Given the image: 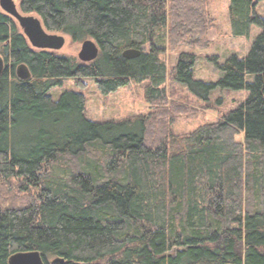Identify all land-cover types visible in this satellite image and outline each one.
<instances>
[{
	"label": "trees",
	"instance_id": "obj_1",
	"mask_svg": "<svg viewBox=\"0 0 264 264\" xmlns=\"http://www.w3.org/2000/svg\"><path fill=\"white\" fill-rule=\"evenodd\" d=\"M259 2L229 0L231 36L261 32L244 57L207 56L216 82L195 77L192 51L173 67L163 59L210 47L209 0H20L47 31L96 41L88 63L33 48L0 9V264L28 251L46 264H264ZM128 49L141 54L126 58ZM64 79L83 90L92 79L104 96L145 83L150 111L93 121L83 92L50 94ZM181 87L193 95L186 102ZM218 89L248 96L216 121L175 131L200 114L192 100L209 107Z\"/></svg>",
	"mask_w": 264,
	"mask_h": 264
},
{
	"label": "rangeland",
	"instance_id": "obj_2",
	"mask_svg": "<svg viewBox=\"0 0 264 264\" xmlns=\"http://www.w3.org/2000/svg\"><path fill=\"white\" fill-rule=\"evenodd\" d=\"M15 2L19 6L20 0H15ZM208 10L215 23V27L208 30L210 47L206 50H191L189 47H182L176 52H167L163 56V59L166 60L170 67H173L177 62L180 52L192 51L197 56L194 66L195 77L208 82H216L221 77V72L213 63L208 61L207 56L218 55L220 61H224L226 57L231 54L244 57L248 54L251 43L260 34L261 30L259 28H254L253 35L250 39L232 37L230 34L229 22V0H209ZM257 12L259 14L264 13L263 2L258 3ZM65 37L66 44L58 53L71 59H79L78 55L83 42L73 44L68 35H65ZM144 49H146V47H144ZM87 81L88 87L83 90L76 85L73 79H64L61 85L54 87L50 91V94L55 99H58L67 90L83 92L87 98V116L93 121H118L134 115L145 114L150 111V107L147 105L144 98L145 83L132 81L129 86L121 88L109 96H104L99 91L94 80L89 79ZM176 86L180 89L177 84ZM166 88L168 92H171L169 84H167ZM181 92L188 96L185 98V102L193 96L189 92L187 93V90L183 87H181ZM247 96L248 92L246 90L232 91V93L226 94L218 89L214 93L213 101L208 103L209 107H206L205 103L199 100H192V104L198 107L200 114L197 117L178 120L174 125V129L177 132H188L204 123L216 121L222 113L227 112L231 107L237 105L241 99H245ZM216 97L223 98L225 102L221 105L216 103V101H214ZM213 107L215 109H212Z\"/></svg>",
	"mask_w": 264,
	"mask_h": 264
},
{
	"label": "water",
	"instance_id": "obj_3",
	"mask_svg": "<svg viewBox=\"0 0 264 264\" xmlns=\"http://www.w3.org/2000/svg\"><path fill=\"white\" fill-rule=\"evenodd\" d=\"M0 9L14 18L33 48L58 52L66 44V37L62 33L47 31L42 20L35 14L23 12L15 0H0ZM99 46L93 39L82 43L79 60L85 63L95 60L99 55ZM141 54L139 49H129L124 52L126 58H134ZM5 68V61L0 56V77ZM21 79L27 80L29 72L21 66L18 70ZM57 261V260H56ZM63 261V260H62ZM9 264H46L39 251L18 252L9 258Z\"/></svg>",
	"mask_w": 264,
	"mask_h": 264
},
{
	"label": "bare ground",
	"instance_id": "obj_4",
	"mask_svg": "<svg viewBox=\"0 0 264 264\" xmlns=\"http://www.w3.org/2000/svg\"><path fill=\"white\" fill-rule=\"evenodd\" d=\"M129 50V49H128ZM127 51V50H126ZM100 52V51H99ZM123 56H124V53H123ZM125 57V56H124ZM138 57V56H137ZM135 58V57H134ZM130 59V58H129ZM20 78V77H19ZM29 79V78H28Z\"/></svg>",
	"mask_w": 264,
	"mask_h": 264
}]
</instances>
